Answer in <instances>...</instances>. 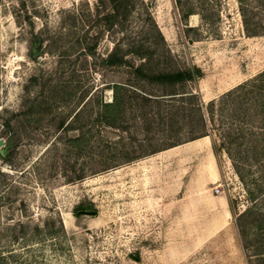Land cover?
<instances>
[{
    "label": "rangeland",
    "instance_id": "obj_1",
    "mask_svg": "<svg viewBox=\"0 0 264 264\" xmlns=\"http://www.w3.org/2000/svg\"><path fill=\"white\" fill-rule=\"evenodd\" d=\"M119 12L110 29L96 0H0V264H264V0ZM132 42L171 55L153 65L203 71L180 92L200 97L208 136L184 128L175 144L169 120L131 109L122 129L97 121L127 79L98 58ZM217 196L224 216L194 231Z\"/></svg>",
    "mask_w": 264,
    "mask_h": 264
},
{
    "label": "trees",
    "instance_id": "obj_2",
    "mask_svg": "<svg viewBox=\"0 0 264 264\" xmlns=\"http://www.w3.org/2000/svg\"><path fill=\"white\" fill-rule=\"evenodd\" d=\"M127 1L96 0L97 10L108 11L105 16L108 28L115 27L116 19L120 13L119 9L121 6H125ZM245 23L247 28L248 23L246 21ZM105 31L106 28L100 30L97 33V39L103 38ZM157 33L163 42L162 35L159 31ZM250 34L258 35L259 33ZM122 46L121 44L115 45L110 52L98 58L101 72L125 68L127 79L114 81L110 85L113 100L101 105L97 121L114 129H122L126 120V112L131 109L138 115H142V119L146 123L149 121V116L157 118L162 127H165L166 121L169 120L170 127L177 131L175 144L179 142L180 132L184 128H188L185 133L191 134V140L208 136V124L211 118L203 108L200 97L193 92H180L187 84L197 83L203 77V71L196 66L164 68L153 65L156 57L165 59L167 63L170 61L171 55L157 56L152 45L146 46L142 42H132L127 44L125 49ZM96 48L97 41L91 46H86L84 51L87 56L95 58ZM30 49L33 57H37L42 49L40 41H33ZM258 79L264 80V73ZM146 86L156 88V92L148 93L145 89ZM241 87L246 88V85ZM213 106L214 104L211 103L208 107L212 108ZM82 208L83 206L80 205L75 209L76 216L79 215V210Z\"/></svg>",
    "mask_w": 264,
    "mask_h": 264
},
{
    "label": "crops",
    "instance_id": "obj_3",
    "mask_svg": "<svg viewBox=\"0 0 264 264\" xmlns=\"http://www.w3.org/2000/svg\"><path fill=\"white\" fill-rule=\"evenodd\" d=\"M203 146H205V147H202L200 151H206L207 152L208 151L207 145L205 144ZM208 154H210V153L208 152ZM207 199H208V197H207ZM203 205H204V202L201 204V206L203 207ZM227 205H228V201L225 198H222L221 196H217L214 199H209V203L206 204V206L203 208L204 210H202L201 213L198 215V217H200V218L203 217V218L199 219V220L198 219L194 220V223L197 224L196 226L194 224V226L197 227L194 231H196V232H209V231H211V229L207 228V227L212 225L211 223H213V222L210 223L209 218L210 217H218V216L223 217L225 211H227L225 209V206H227Z\"/></svg>",
    "mask_w": 264,
    "mask_h": 264
},
{
    "label": "water",
    "instance_id": "obj_4",
    "mask_svg": "<svg viewBox=\"0 0 264 264\" xmlns=\"http://www.w3.org/2000/svg\"><path fill=\"white\" fill-rule=\"evenodd\" d=\"M4 143H3V141H0V146H2ZM82 213H90V212H82Z\"/></svg>",
    "mask_w": 264,
    "mask_h": 264
},
{
    "label": "built area",
    "instance_id": "obj_5",
    "mask_svg": "<svg viewBox=\"0 0 264 264\" xmlns=\"http://www.w3.org/2000/svg\"><path fill=\"white\" fill-rule=\"evenodd\" d=\"M220 191H221L220 188L217 187V188H216V192H217V193H220Z\"/></svg>",
    "mask_w": 264,
    "mask_h": 264
}]
</instances>
